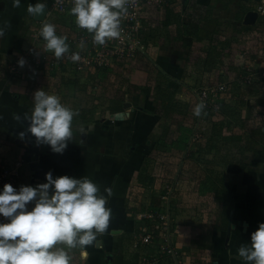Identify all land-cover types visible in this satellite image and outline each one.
I'll return each instance as SVG.
<instances>
[{
  "label": "crops",
  "instance_id": "1",
  "mask_svg": "<svg viewBox=\"0 0 264 264\" xmlns=\"http://www.w3.org/2000/svg\"><path fill=\"white\" fill-rule=\"evenodd\" d=\"M37 2L0 0V150L22 160L28 183L52 171L112 189L109 228L88 247L87 261L74 250L73 264H141L137 234L150 224L142 215L163 206L174 221L178 213L186 264H245L237 249L264 222V0H174L151 14L142 59L114 60L94 74L45 49L44 23L67 37L69 53L75 26L70 15L30 17L27 7ZM45 2L48 11L52 0ZM244 72L251 85L234 79ZM224 83L229 92L212 103L222 113L194 116L199 98L182 92ZM39 89L79 113L63 155L19 138L28 125L13 117L31 112ZM201 132L205 140L195 145Z\"/></svg>",
  "mask_w": 264,
  "mask_h": 264
},
{
  "label": "clouds",
  "instance_id": "2",
  "mask_svg": "<svg viewBox=\"0 0 264 264\" xmlns=\"http://www.w3.org/2000/svg\"><path fill=\"white\" fill-rule=\"evenodd\" d=\"M128 0H72L69 14L75 18L78 28L92 35L96 45L121 37V18L128 14ZM21 0H12L19 7ZM47 4L40 0L29 4L30 17L47 15ZM5 30L0 27V38ZM39 35L45 41V49L56 59L70 51L67 37L58 35L56 26L44 23ZM80 48L84 47L81 41ZM71 61L81 60L79 52H72ZM21 58L18 65L24 67ZM33 106L17 121L27 122V128L19 132L34 138L37 147L49 146L54 154L63 155L73 138V120L79 113L61 102L56 94L44 89L33 93ZM206 104L201 101L193 109V115L204 114ZM111 188L100 186L88 176L45 173V182L36 185L14 187L5 183L0 188V264H73V252L79 250V259L87 261L88 247L94 246L99 234L109 228L112 210L107 206ZM237 255L245 264H264V222L250 233L249 241L242 243Z\"/></svg>",
  "mask_w": 264,
  "mask_h": 264
},
{
  "label": "built area",
  "instance_id": "3",
  "mask_svg": "<svg viewBox=\"0 0 264 264\" xmlns=\"http://www.w3.org/2000/svg\"><path fill=\"white\" fill-rule=\"evenodd\" d=\"M173 2L174 0H128V14L121 18V37L119 39L110 40L103 46L94 44L92 35L86 30L78 28L75 24V18L72 16V25L75 26L76 36L69 41L72 46V51L67 54V58L70 57L72 52H79L81 56L80 61H71L74 70L78 72L90 71L87 69L109 66L114 60H135L140 53L146 50L144 45V34L147 30L146 25L150 20L151 14L155 11L164 10L173 4ZM72 6V0H52L46 17H50L52 14L70 15L69 10ZM259 9L261 13L264 14V7H259ZM81 41L84 43L83 48L79 47ZM252 81V77L249 76L246 77L243 82L239 79L237 82H245L244 85L248 86L252 84ZM216 86L217 88L215 89ZM216 86L211 87L212 93L214 89L216 91L213 96L210 94V87L202 88L199 91V103L203 101L206 104V111H210L211 107L219 109L216 103L215 105L212 104L213 101H215L214 99L221 102L222 97L229 92V84L227 83L218 84ZM211 112L214 111L212 110ZM0 152L2 153L0 154V188H2L5 183H10L14 187H19L20 185L34 186L33 183L24 181L22 177V172L20 170L23 166L22 160L21 162H17L14 158L12 159V157L2 152V150H0ZM154 210L155 212L149 213V216L142 215L144 220L150 222L149 225L141 229V235L136 245L144 249L142 264H163L169 261L182 264V259L180 257L176 256L175 259H172L166 256L169 254L173 256L171 250L174 248V244L171 243L173 241L171 238L175 233L174 227L171 226L168 215H165L166 212L162 207L155 208ZM163 213L164 215L162 216ZM139 242L141 245H139Z\"/></svg>",
  "mask_w": 264,
  "mask_h": 264
},
{
  "label": "rangeland",
  "instance_id": "4",
  "mask_svg": "<svg viewBox=\"0 0 264 264\" xmlns=\"http://www.w3.org/2000/svg\"><path fill=\"white\" fill-rule=\"evenodd\" d=\"M153 23H155V25H156V23H158V24H160V21H159V18H158V16H156L155 18H153ZM173 32V31H172ZM158 33V32H157ZM152 36V35H151ZM184 45H186V42L184 41ZM144 45H145V49H147V50H149L148 48H151V46L150 45H148V42H147V39H145L144 40ZM185 49L187 48V47H184ZM189 49H188V54H187V60H189V58L190 57H192V55H190V51H191V47H188ZM146 51V50H145ZM145 51L143 52V53H140V55H138L137 57H136V59L135 60H133V59H130V60H128V59H126V61H123L124 62V65L125 66H130V65H132V64H134V62L136 61V60H138V59H142V57H143V55H144V53H145ZM112 63V62H111ZM110 63V64H111ZM105 69H107V66H103V67H101V68H93V69H87V70H90V71H93V74L94 73H96V72H99V71H104ZM106 71V70H105ZM242 71H244V70H242ZM248 76V74L246 73V72H244L243 73V77H241V78H237V77H234V79L236 80V82L238 81V79L241 81V82H243L244 81V79L246 78ZM191 81H194V80H191ZM190 82V81H189ZM245 84V82L243 83V84H239V85H244ZM210 86H207L206 85V87L205 88H209ZM217 88V86L215 87V89ZM215 89H214V91H213V93H212V89H211V87H210V94L213 96V94H215L216 93V91H215ZM179 91V90H178ZM199 91L200 90H197L196 92L195 91H192V90H189V89H187V91H184V92H182V95L183 94H185L186 96H188V97H194L195 99L196 98H199ZM195 94H196V97H195ZM218 106V105H217ZM212 110H214L215 112H211ZM204 112H206V113H210V116H213V117H218L219 115H220V113H222V111L221 110H219V109H216L215 110V107H211L210 108V111H206V110H204ZM202 134L199 136V137H196V139H195V145H198V143H201V141L204 139L205 140V138H203L205 135H204V133L203 132H201ZM7 147H9V146H7ZM5 149V148H4ZM4 152V151H3ZM190 152V151H189ZM0 154H2L1 152H0ZM187 157H188V155H190L189 153H187V154H185ZM162 200H164V199H162ZM163 209H164V211H166V206H163L162 207ZM155 207L154 208H149V210H147V212L146 213H144V215H148L149 213L151 214V213H153V212H155ZM164 215V213L162 214V216ZM165 215H168V219L170 220V222H171V226L172 227H174V231H176L177 230V226L176 225H178V223H177V221H178V213L177 214H175V220L176 221H174V216L171 214H169L168 212H166L165 213ZM149 216V215H148ZM148 216H146V217H148ZM171 217H173V218H171ZM194 220V219H193ZM193 220L192 219H187V221L190 223V225L192 226L193 225ZM175 222V223H174ZM175 225V226H174ZM140 235H141V232L140 233H138L137 234V238H138V240H139V237H140ZM176 238H177V234H176V232L174 233V235H172V238L171 239H173V241L171 242L172 244H174V248H175V250H174V248L171 250V254L173 253V256L172 255H166V256H169L170 258H172V259H175L176 258V256L177 257H180V258H182V254L178 251V249H177V240H176ZM139 245H141L140 244V242H139ZM144 252V251H143ZM142 255V258H141V261H142V259L144 258V253H142L141 254ZM169 259V258H168ZM170 262V261H169ZM172 262V261H171ZM173 263V262H172ZM141 264H142V262H141ZM173 264H176V263H173ZM182 264H186L185 262H184V260H182Z\"/></svg>",
  "mask_w": 264,
  "mask_h": 264
}]
</instances>
